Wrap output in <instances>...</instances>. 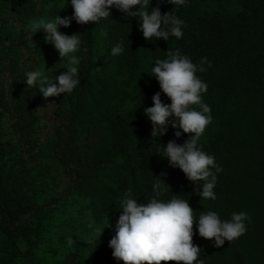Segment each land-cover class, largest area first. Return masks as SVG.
<instances>
[{"label": "trees", "instance_id": "obj_1", "mask_svg": "<svg viewBox=\"0 0 264 264\" xmlns=\"http://www.w3.org/2000/svg\"><path fill=\"white\" fill-rule=\"evenodd\" d=\"M52 2L0 0V116L10 121V137L0 134V264H123L109 248L121 200L131 189L132 198L147 204L161 174L170 189L159 199L189 200L197 220L207 211L224 220L241 211L251 217L246 234L220 248L194 225L204 264H264V0H186L182 6L151 0L150 7L162 14L173 9L184 22L182 38L168 41H145L139 18L115 6L96 24L73 20L68 32L82 41L76 52L80 83L71 94L45 100L39 85L27 86L26 73L43 59L50 80L66 69L54 67L58 52L42 29L29 40L23 25L54 15L56 7L47 8ZM67 12L73 15L71 6ZM121 41L124 52L112 56ZM167 50L193 63L211 62L197 75L207 84L202 99L212 116L199 144L222 168L212 169L214 201L200 198L203 182L194 185L160 150L189 136L176 138L179 129L169 126L153 138L144 114L157 92L171 103L150 76ZM43 102L50 119L40 125ZM97 228L104 229L100 237Z\"/></svg>", "mask_w": 264, "mask_h": 264}, {"label": "clouds", "instance_id": "obj_2", "mask_svg": "<svg viewBox=\"0 0 264 264\" xmlns=\"http://www.w3.org/2000/svg\"><path fill=\"white\" fill-rule=\"evenodd\" d=\"M168 3L182 6L186 0H167ZM151 0H71L73 15L61 17L59 14L50 20L40 19L32 24L26 39L45 33V42L54 46L62 60L67 58V70L50 80L42 70L26 73L28 87L39 85V92L47 100L62 94H71L80 83L78 78L80 59L74 55L80 46V34L66 35L59 29L68 28L74 20L83 26L96 24L101 19L111 16L110 9L115 6L125 16L139 18V31L145 41L169 37L182 38L184 22L175 16L173 9L163 13L159 7H150ZM149 7L151 11H149ZM131 43V41H130ZM124 52L123 42L111 49V55L117 56ZM167 59H157L152 67V75L159 83L160 89L171 101L165 104L160 92L153 95V106L144 109V114L151 121L153 138L167 134L169 126L175 131L176 138L187 134L189 138L181 145L175 140L160 146L169 166L180 169L185 177L197 185H201L200 198L216 200L214 188L217 182L216 173L222 171L215 156L204 152L199 144L202 135L212 123L211 108L204 103L202 96L207 91L198 72H205L207 58L199 63H193L190 57L179 50H167ZM156 177L153 184V197L147 204L138 203L132 198L131 189L124 193L121 200V214L115 225V235L109 241L112 256L123 264H204L200 258L202 249L194 243V225L198 228L199 236L208 241H214V247L220 248L225 242H232L245 235L246 223L251 222L247 212H233L230 219H221L215 211L202 212L198 220L189 200L173 195L170 200L159 199L170 186L162 178ZM112 227L111 223L108 225ZM102 235L103 230H95ZM68 244H73L71 237Z\"/></svg>", "mask_w": 264, "mask_h": 264}, {"label": "rangeland", "instance_id": "obj_3", "mask_svg": "<svg viewBox=\"0 0 264 264\" xmlns=\"http://www.w3.org/2000/svg\"><path fill=\"white\" fill-rule=\"evenodd\" d=\"M52 5H54L56 7V12L54 15L43 14L39 17L31 19L28 23L24 24L23 27L26 28V30L28 32H30L32 24L34 22H38L40 19H44L47 21V20L55 18L58 14L62 18L65 16H68L67 10L71 6V0H53V2L50 3L47 6V8H50ZM59 30L66 35H70L68 32V28L61 27ZM74 55H76V53H74ZM67 66H68L67 58H65L64 60L61 61L59 54H58L57 59L54 62V67H58V68L60 67V68H64L67 70ZM48 69H49V61H46L45 59H43L40 62V67L38 70H42L46 74ZM49 109H50V105L48 103H46V102L40 103L39 108H38V113L40 115L39 116V124L40 125H45L48 122V120L50 119V110ZM9 124H10V121L6 117L0 116V134H2L5 137V139L7 137H10V135L5 134V131L9 130ZM11 138H13V137H11ZM15 264H23V263L21 261H17Z\"/></svg>", "mask_w": 264, "mask_h": 264}]
</instances>
